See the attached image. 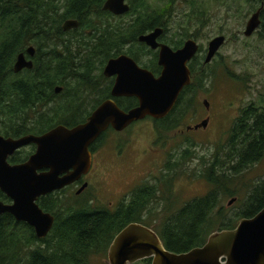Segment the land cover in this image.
Listing matches in <instances>:
<instances>
[{"label": "trees", "instance_id": "obj_1", "mask_svg": "<svg viewBox=\"0 0 264 264\" xmlns=\"http://www.w3.org/2000/svg\"><path fill=\"white\" fill-rule=\"evenodd\" d=\"M104 1L0 0V134H40L58 124L71 127L83 121L89 110L108 96L109 84L102 67L120 53L151 68V60H146L151 50L137 37L154 27H167L179 0H127L128 11L117 16L102 9ZM180 1L188 4L193 17L205 15L199 0ZM246 1L259 3L255 10H260L259 26L264 31V0ZM66 19L77 20V26L63 30ZM203 25L202 19L200 27ZM197 36L184 29L183 33L177 32L176 42H165L178 45L186 37L196 40ZM28 46L34 48L32 67L14 72L17 54ZM193 63L192 59L190 83L182 89L171 111L159 119L144 118L152 120L159 133L178 128L188 106L195 104L197 91L204 89L206 64L194 67ZM56 85L62 86L61 92L54 91ZM114 100L122 109L137 104L132 96ZM109 131L120 134L109 128L92 147L97 148ZM120 142L119 139L117 146ZM31 151L32 147L20 148L8 161H24ZM220 151L213 154L210 165L200 173L211 187L209 192L180 209L167 208L159 224H152L150 219L156 209L153 201L159 204L161 199L158 185L148 181L134 187L114 208L82 198L85 190L80 194L73 191L71 198L63 195L72 185L40 196L37 204L54 217L50 230L41 239L30 225L14 221L9 214L0 216V264H92L94 258L102 261L114 235L129 222L151 227L164 246L176 252L204 242L213 231L232 229L241 218L250 217L264 206V178H260L243 186L247 188L246 197L238 209L228 213L219 206L213 212L221 195L235 193L226 188L231 177L264 155V96L258 95L241 108ZM188 152V148L184 149L174 161L173 154H169L165 175ZM217 167L221 169L217 171ZM165 175L160 181L167 187ZM215 221L219 226L213 229ZM139 263L149 264V259L132 264Z\"/></svg>", "mask_w": 264, "mask_h": 264}, {"label": "water", "instance_id": "obj_2", "mask_svg": "<svg viewBox=\"0 0 264 264\" xmlns=\"http://www.w3.org/2000/svg\"><path fill=\"white\" fill-rule=\"evenodd\" d=\"M102 8L123 14L129 5L125 0H105ZM259 13L256 9L247 19L245 36L259 26ZM76 25V20L66 19L62 28ZM161 31V27H156L137 37L148 47H158L159 75L155 76L129 55L120 53L108 59L103 68L105 76H115L111 97L99 103L84 122L71 127L58 124L40 134L0 135V190L11 200L10 203L0 201V213H10L16 220L32 226L38 237H44L52 226L53 216L39 207L37 198L79 180L88 172L91 167L89 147L101 133L108 128L122 131L147 116L159 119L171 111L182 89L190 83L187 63L196 54L198 43L188 38L173 50L156 40ZM223 42L222 34L208 41L205 62ZM26 52L32 55L33 47H27ZM31 66L32 61L21 52L12 69L16 72ZM122 96L135 97L137 104L128 109L120 108L113 97ZM203 104L206 108L209 105L206 99ZM206 123L204 119L186 129L205 127ZM30 144L34 145V151L23 162L8 161L16 150ZM86 184L83 182L78 192ZM106 257L108 264H131L144 258H150V264H264V206L252 216L241 218L232 229L211 232L201 246L180 252L167 249L151 227L129 222L112 238Z\"/></svg>", "mask_w": 264, "mask_h": 264}, {"label": "rangeland", "instance_id": "obj_3", "mask_svg": "<svg viewBox=\"0 0 264 264\" xmlns=\"http://www.w3.org/2000/svg\"><path fill=\"white\" fill-rule=\"evenodd\" d=\"M199 1L200 9L206 12L197 18L189 12L188 4L180 0L176 3L163 38L173 40V34L183 33L184 29L188 33H197L198 57L203 61L208 41L216 35L224 36V42L213 58L205 63L204 89L197 91L195 104L188 106L187 114L176 129L159 133L152 120L143 119L119 131L120 134L107 132L93 154L91 171L84 178L88 186L83 190L82 198L114 208L134 187L146 181L157 183L161 199L159 204L153 201L156 209L150 215L155 225L163 219L167 208L180 209L211 189L200 173L210 165L215 152L222 153L220 150L227 143L241 108L258 95L264 96V31L258 26L251 35L243 34L247 19L259 4L257 1ZM202 19L204 25L200 27ZM194 62L192 65L196 67ZM204 99L209 103L207 108ZM204 119H207L205 127L186 129ZM119 139L121 142L117 146ZM186 148L189 150L186 158L182 157L174 170L165 175L169 154H173L171 160L174 161ZM162 175L168 179L167 187L161 184ZM260 178H264V155L233 179L231 177L226 188L235 193L221 195L213 212L219 206L228 213L238 209L246 197L247 188L243 186ZM77 188L72 186L63 195L71 198ZM233 197L234 201L228 203ZM213 224V229L219 226L216 221ZM93 263L108 264L107 257L102 261L94 258Z\"/></svg>", "mask_w": 264, "mask_h": 264}, {"label": "flooded vegetation", "instance_id": "obj_4", "mask_svg": "<svg viewBox=\"0 0 264 264\" xmlns=\"http://www.w3.org/2000/svg\"><path fill=\"white\" fill-rule=\"evenodd\" d=\"M126 2H127V0H125ZM128 3V2H127ZM103 9V8H102ZM103 10H106V9H103ZM106 11H108V12H110L113 16H117V15H121V14H114V13H112L111 11H109V10H106ZM75 20V19H74ZM77 21V20H76ZM77 26V25H76ZM75 26V27H76ZM157 27H160V26H157ZM71 28H73V27H70V28H67V29H63V30H68V29H71ZM154 28H156V27H154ZM153 28V29H154ZM162 28V31H161V33L157 36V38H156V40L158 41V42H162V43H165V44H167L168 46H170L173 50H175V49H177V48H179V47H181L182 45H183V43H184V41L186 40V39H188V38H192V39H194L193 37H186V38H184L183 39V41L181 42V44H178V45H171V44H168V43H166L165 42V39L163 38V36L165 35V32L167 33L168 32V28L167 27H161ZM153 29H151V30H153ZM151 30H149V31H151ZM149 31H147V32H149ZM147 32H145V33H147ZM196 32V31H195ZM143 34V33H142ZM173 36H174V39H173V42H176L177 41V35H174L173 34ZM196 41V40H195ZM208 44V43H207ZM147 46V45H146ZM29 47V46H28ZM33 47V46H32ZM148 47V46H147ZM199 48H200V46L198 45V50H197V52H196V54L190 59V61H188V63H187V66H188V68H189V71H190V79L192 78V72H191V65H190V63H191V61H192V59H193V61H195L196 60V62H197V66L199 65V64H205V63H208V62H205V56H206V53H207V47H206V49H205V54H204V56H202V60L203 61H201V57H198V51H199ZM34 49V48H33ZM148 49L149 50H151V53L149 54V56H150V58H147L146 60L148 61L149 59L151 60V63H150V67L151 68H146V67H144V66H142L140 63L138 64V65H140V66H142V67H144V68H146V69H148L149 71H151L155 76H157V75H159L160 74V72H161V66L158 64V47H156V48H151V47H148ZM21 53V52H20ZM22 53H24V56H25V58L26 59H30L31 60V57L33 56V54H34V52H33V54L32 55H29V54H27V52H26V49H25V51L24 52H22ZM19 54V53H18ZM17 54V55H18ZM215 55V54H214ZM213 55V56H214ZM117 56V55H116ZM116 56H114V57H116ZM111 58H113V57H111ZM213 58V57H212ZM110 59V58H109ZM32 61V60H31ZM107 62V61H106ZM106 64V63H105ZM104 64V65H105ZM104 65H103V67H102V75L104 76V77H106L107 78V80H108V84H109V94H108V96L106 97V98H108V97H111L110 96V90H111V87H112V84H113V81H114V75H111V76H105L104 74H103V68H104ZM32 67V66H31ZM30 67V68H31ZM13 68V67H12ZM30 68H26V67H23V68H21L20 70H18V71H16V72H19V71H21V70H23V69H30ZM15 72V71H14ZM57 87H59L57 90H56V88ZM54 91L56 92V93H58V92H61L62 91V86L61 85H56L55 87H54ZM123 97H126V96H123ZM106 98H104V99H106ZM103 99V100H104ZM113 99H114V97H113ZM102 100V101H103ZM102 101H100L99 103H101ZM115 101V100H114ZM98 103V104H99ZM98 104H96V106L98 105ZM96 106H94V107H92L90 110H89V112H88V114L87 115H85V118H84V120L83 121H81V122H84L86 119H87V117H88V115L91 113V111L96 107ZM81 122H78V123H81ZM77 123V124H78ZM29 134H31V133H29ZM0 135H2V134H0ZM23 135H26V134H23ZM2 136H4V137H7V136H5V135H2ZM22 136V135H21ZM10 137H13V136H10ZM17 137H19V136H17ZM32 147V151H31V153L34 151V145H32V144H30V145H26V146H24V147H22V148H25V147ZM97 148H99V146L97 147ZM96 147H92V144H91V146L89 147V149H90V151H91V167H90V169L88 170V172L86 173V174H84V175H82L81 176V178L79 179V180H77V181H75V182H73V183H71V184H69V185H66V186H64L63 188H61V189H64L65 187H67V186H78V188L77 189H75L74 190V193L75 194H80V193H82L83 192V190L88 186V182L87 181H85L84 180V178H85V176L87 175V174H89L90 173V171H91V168H92V157H93V154H94V152H95V150L97 149ZM30 153V154H31ZM29 156V155H28ZM20 162H23V161H20ZM11 163V162H10ZM16 163V162H15ZM17 163H19V162H17ZM83 182H86L87 184H86V187H84L80 192H78V189H79V187L82 185V183ZM61 189H58V190H61ZM54 191H56V190H54ZM51 192H53V191H51ZM47 194V193H46ZM45 195V194H44ZM41 196H43V195H41ZM40 197V196H39ZM38 197V198H39ZM37 198V199H38ZM234 198V197H233ZM0 201L1 202H3V203H10L11 202V200H10V198L9 197H7L6 196V194L5 193H3L1 190H0ZM234 201V200H233ZM36 202H37V200H36ZM43 210V209H42ZM44 211V210H43ZM46 212V211H45ZM256 213V212H255ZM5 214H9L12 218H13V220L14 221H16V222H23V223H25V224H27L26 222H24V221H22V220H16L10 213H8V212H2V213H0V216L1 217H3V215H5ZM51 214V213H50ZM52 215V214H51ZM53 216V215H52ZM252 216V215H251ZM53 220H54V217H53ZM29 225V224H28ZM32 227V226H31ZM33 228V227H32ZM33 231H34V229H33ZM35 233V232H34ZM36 235V234H35ZM21 237H23L24 238V236H21ZM36 237L38 238V239H41V238H43V237H38L37 235H36ZM45 237V236H44ZM207 238V237H206ZM204 242H205V240H204ZM204 242H201L200 244H198V245H196V246H201ZM195 247V246H194ZM172 251V250H171ZM186 251V250H185ZM147 259H149V264H150V258H147ZM132 264V263H131Z\"/></svg>", "mask_w": 264, "mask_h": 264}]
</instances>
